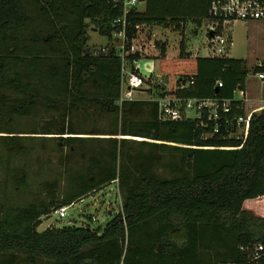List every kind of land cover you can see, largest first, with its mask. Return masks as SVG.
<instances>
[{"label":"trees","instance_id":"obj_1","mask_svg":"<svg viewBox=\"0 0 264 264\" xmlns=\"http://www.w3.org/2000/svg\"><path fill=\"white\" fill-rule=\"evenodd\" d=\"M212 1L196 0L188 13L177 0H148L144 12L128 14V43L143 27L183 34L190 19L210 21ZM123 15V5L111 0H0L3 160H21L36 144L70 148L64 163L87 182L59 202L2 206L0 264L241 263L248 261L241 246L264 244V109L251 116L246 137L236 120L247 115L236 98L246 88L247 61L193 58L184 38L179 56L169 58L164 43L159 69L170 87L155 85L158 91L148 90L156 98L120 103L125 67L134 72L132 62L143 58L137 52L124 63L117 54L113 34L121 27L113 21ZM90 24L108 38L107 52L87 46ZM252 71L264 74V60ZM165 95L228 100L230 112L220 108L217 121L207 113L161 121L156 99ZM5 120L14 126L5 128ZM132 144L149 151L134 154ZM161 154L180 160L169 177ZM18 182L27 185L25 177ZM115 182L123 206L105 227L38 230L60 208Z\"/></svg>","mask_w":264,"mask_h":264},{"label":"rangeland","instance_id":"obj_2","mask_svg":"<svg viewBox=\"0 0 264 264\" xmlns=\"http://www.w3.org/2000/svg\"><path fill=\"white\" fill-rule=\"evenodd\" d=\"M182 4L186 12H190L193 9V3L196 0H177ZM158 4V3H156ZM148 6V0H145L143 4L138 7V11H145ZM190 8V9H189ZM141 10V11H140ZM210 21L203 19V21L189 20L185 25L184 33L174 31L171 28L163 27H143L139 37L138 48L143 50V64L149 59H153L156 63L155 74L151 77L150 85H145L142 89L136 91V99L149 100L153 97L156 98L154 92H149V87L158 85V81H162L163 86L170 87V83H166L167 76L161 74L159 66L160 59V46L166 44L167 53L169 58H177L180 54V42L186 41L188 50L200 48L201 55L205 54V45H210ZM95 27L90 24L88 29V41L87 44L90 49H101L108 44V38L101 35L99 32H94L92 29ZM40 28H36V30ZM96 29V28H95ZM97 31V29H96ZM232 37L233 45L231 47L230 56L235 59H244L248 62V68L251 69L247 78V84L252 89V92L259 91L261 94L264 91L263 81H261L256 74L252 71V68L264 60V22H235L229 30ZM142 39V40H141ZM159 43V46H158ZM34 49L38 50L39 45L35 43ZM106 44V45H105ZM104 45V46H103ZM41 46V45H39ZM148 52V53H146ZM207 53V51H206ZM193 55V52H191ZM211 55V52H209ZM209 55V56H210ZM194 58V57H193ZM158 75H162L160 78ZM164 75V77H163ZM165 84V85H164ZM156 87V86H155ZM154 89L158 91L159 87ZM166 87L168 90L169 88ZM148 90V91H147ZM240 93L236 95L237 100H240ZM264 97V93H263ZM191 115H195L194 112ZM250 116V115H249ZM15 122L5 120L4 127L8 128L10 125L14 126ZM26 125V123H25ZM18 125H16V128ZM238 134H244V128L238 132ZM8 135V134H6ZM0 136H5L0 134ZM120 138H123L120 136ZM135 141H146L143 138L128 137ZM152 142V140H147ZM40 144H36V149L32 150L29 155H25L21 160H13L7 163L3 160L8 156V151H3L0 144V215L2 206L17 205L23 207L26 204H38L50 203L53 200L61 201L65 194L71 196L87 184L80 179L79 173H77L73 166L64 163V156L71 150L63 149L62 152L57 149L53 151V147L41 149ZM142 149L141 146L132 144L130 150L136 154ZM148 152L149 149H142ZM161 161L165 165L163 172L165 177H169L170 174L176 172L177 163L179 164V158H172L168 154H161ZM9 157V156H8ZM76 163L78 168L82 166V161L78 159L76 155ZM66 165V169L64 167ZM64 171L63 178L59 176V172ZM18 177L26 178V186L21 185L18 182ZM30 186V189H29ZM119 182H115L106 188L100 189L98 192L92 193L88 196H84L83 200H77L72 205L68 206L67 217L60 218L56 213H53L50 217L44 218L42 225L39 227V231L42 232L48 227H63V226H84L88 225L92 229L103 228L111 219L113 213L121 211L123 206V195L119 187ZM28 188V189H23ZM264 206V205H263ZM95 218V219H93Z\"/></svg>","mask_w":264,"mask_h":264},{"label":"built area","instance_id":"obj_3","mask_svg":"<svg viewBox=\"0 0 264 264\" xmlns=\"http://www.w3.org/2000/svg\"><path fill=\"white\" fill-rule=\"evenodd\" d=\"M114 3L122 4L124 7V15L113 21L114 26H120L119 31H115V47L117 54L121 60L126 63L130 54L142 52V48H138L139 38L129 44L127 37L128 14L132 11H138V7L145 0H111ZM210 16V45L209 51L212 57H226L229 54L232 46V39L229 33L231 26L238 21L245 22H264V0H213L209 9ZM139 29V26H137ZM102 52H107V48L103 47ZM141 60H134V72L124 69L122 78L123 91L120 103L133 101L136 99V91L142 89L145 85H150L148 82L154 74L152 62L147 61L145 66L141 64ZM149 66V67H147ZM258 78L264 82V74H257ZM161 78V76H159ZM193 83V81H191ZM162 85V81H158ZM222 87L223 84L219 83ZM184 87V86H183ZM149 89H152L149 87ZM167 90V89H166ZM240 100L245 101L246 95L242 90ZM159 103V118L161 121H179L183 119H201L207 113L208 118L217 121L219 118V109L225 113L230 112V101L214 100V99H184L181 97H172L165 95L156 99ZM194 112L195 115H191ZM239 126L244 128L245 137L248 134L251 116L246 115L236 118ZM68 207H62L55 213L60 218L67 217ZM95 219V218H93ZM240 250L248 254L247 262H229L225 264H252L259 263L264 259V244L257 243L253 246H241Z\"/></svg>","mask_w":264,"mask_h":264},{"label":"crops","instance_id":"obj_4","mask_svg":"<svg viewBox=\"0 0 264 264\" xmlns=\"http://www.w3.org/2000/svg\"><path fill=\"white\" fill-rule=\"evenodd\" d=\"M141 12H144V11H141ZM154 27H156V26H154ZM148 28H151V27H148ZM142 29L143 28H141L140 33H141ZM92 30L94 32H98V30L96 31L95 28L92 29ZM88 39H89V37H88ZM208 43L209 42H207V44L205 45V54H203V55H201V49L200 48H196L193 51V49H191V47H190V50H188L187 44H186L187 52L189 54H191V52H193V55L191 54L192 57H211V55L209 54L210 51H209V45H208ZM232 45H233V42H232ZM87 46H89V45L87 44ZM231 47H230L229 54H228L229 57H231L230 56ZM206 51H207V53H206ZM167 56H168V53H167ZM153 59H155V58L149 59V62H152L153 71H154V74H155V71H156V63H155V61ZM146 62H144L142 65L145 66ZM247 65H248V62H247ZM147 67H149V66H147ZM158 76H161L162 77V75H158ZM262 84L264 86V82ZM244 92H245V95H246V100L244 101L246 114L252 116L254 113H260L264 109V97H263L264 91H262L263 92L262 94L259 91H256V93H254V92H252V89L248 86V84L246 82V88H245V91ZM137 100H141V99H137Z\"/></svg>","mask_w":264,"mask_h":264},{"label":"bare ground","instance_id":"obj_5","mask_svg":"<svg viewBox=\"0 0 264 264\" xmlns=\"http://www.w3.org/2000/svg\"><path fill=\"white\" fill-rule=\"evenodd\" d=\"M128 17H129V16H128ZM136 29H137V28H136ZM139 39H140V38H139ZM141 40H142V39H141ZM106 47H107V46H106ZM108 47H110V46H108ZM146 53H148V52H146ZM129 60H130V59H129ZM262 61H263V60H262ZM128 62H130V61H128ZM133 62H134V61H133ZM133 62H132V63H133ZM141 64H142V63H141ZM132 70H133V69H132ZM163 80H164V79H163ZM163 80H162V81H163ZM190 80H191V79H190ZM190 80H189V81H190ZM150 81H151V80H150ZM122 84H123V83H122ZM162 84H163V83H162ZM183 84H184V83H183ZM158 85H159V84H158ZM164 85H165V84H164ZM150 86H151V85H150ZM153 87H154V86H153ZM157 87H160V86H157ZM162 87H164V86L162 85ZM155 88H156V87H155ZM153 89H154V88H153ZM149 90H150V89H149ZM147 91H148V90H147ZM158 111H159V110H158Z\"/></svg>","mask_w":264,"mask_h":264}]
</instances>
